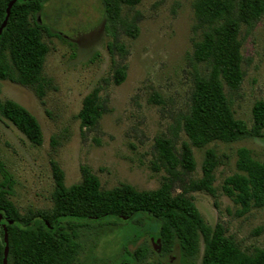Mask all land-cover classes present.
<instances>
[{"label": "rangeland", "instance_id": "obj_1", "mask_svg": "<svg viewBox=\"0 0 264 264\" xmlns=\"http://www.w3.org/2000/svg\"><path fill=\"white\" fill-rule=\"evenodd\" d=\"M193 2L141 0L135 5L122 4L111 31L105 26L100 0L44 3L41 19L55 34L43 37L49 47L43 74L54 86L40 99L29 87L0 80V99H12L28 109L37 118L43 136L41 144H31L0 116V161L12 174L9 198L18 210L51 206L49 158L62 168L66 185L81 180L82 166H87L105 189L122 183L139 190L154 189L168 177L160 166L156 140L170 139L177 157H181L183 142L190 145L182 118L189 108L193 79L205 68L191 58L192 42L200 32L194 29ZM239 38L244 76L232 94L231 108L235 118L250 125L253 102L264 99V14L250 28L242 26ZM120 67L125 74L116 83ZM95 85L101 87L104 112L95 125L80 129L75 114ZM240 146L249 148L253 157L264 159V137L212 140L206 147L222 161L214 171L215 197L203 191L191 194L207 224H221L242 248H263L264 206L238 215V206L221 190L223 179L235 171ZM190 148L195 168L187 177L197 178L201 176L204 148ZM176 169L184 170L180 164ZM178 185L173 182L174 193L180 190ZM112 228L87 243L77 264H116L122 246L144 233V227L129 222ZM257 228L261 230L255 233ZM171 263L169 259L161 261ZM143 264L157 261L151 258Z\"/></svg>", "mask_w": 264, "mask_h": 264}, {"label": "trees", "instance_id": "obj_2", "mask_svg": "<svg viewBox=\"0 0 264 264\" xmlns=\"http://www.w3.org/2000/svg\"><path fill=\"white\" fill-rule=\"evenodd\" d=\"M8 1L0 0V25ZM46 1L15 0L0 32V80L29 87L40 99L47 88L54 86L43 74L49 50L43 37L55 34L41 19ZM100 1L105 26L111 31L122 4L135 5L141 0ZM193 9L194 29L200 32L192 42L191 58L205 68L193 79L189 108L182 118V130L190 145L183 142L181 157H177L170 139L156 140L160 166L168 177L154 189L139 190L126 183L105 189L100 187L99 178L82 166L81 180L66 185L62 168L49 158L51 206L20 211L9 198L14 184L12 174L0 161V264L5 245L2 223L7 229L6 264H77L87 243L109 227L119 229L123 222L144 227V233L122 246L116 264H143L151 258L161 264L171 255L176 264H264V247L242 248L221 224H207L191 194L203 191L215 197L214 171L222 161L206 147L210 141L264 137V99L253 102L250 125L235 118L231 108L232 94L244 76L239 33L242 26L250 28L264 14V0H194ZM116 73L114 81L120 83L124 67ZM100 90V85H95L82 98L75 114L80 129L92 127L103 114ZM0 116L31 144L42 143L37 118L18 102L0 99ZM51 144H56L54 137ZM190 146L204 148L201 176L197 178L187 177L195 168ZM178 164L184 170L177 171ZM174 181L179 182L180 189L175 193ZM221 190L238 206V215L251 207H263L264 159L253 157L245 146L238 147L235 171L223 179Z\"/></svg>", "mask_w": 264, "mask_h": 264}, {"label": "water", "instance_id": "obj_3", "mask_svg": "<svg viewBox=\"0 0 264 264\" xmlns=\"http://www.w3.org/2000/svg\"><path fill=\"white\" fill-rule=\"evenodd\" d=\"M15 0H10L8 1L7 3V6H6V15L0 25V32L2 30V28L6 25V22H7V18H8V15H9V11H10V8L12 6V4L14 3ZM2 219V214L0 213V220ZM12 221L11 220H8L7 223H11ZM2 228H3V237H4V242H5V245H4V253H3V259H2V264H6V261H7V252H8V244H7V229H6V225L5 223H2ZM176 253V257H178V251L176 250L175 251ZM173 263H177L178 261L177 260H172Z\"/></svg>", "mask_w": 264, "mask_h": 264}, {"label": "flooded vegetation", "instance_id": "obj_4", "mask_svg": "<svg viewBox=\"0 0 264 264\" xmlns=\"http://www.w3.org/2000/svg\"><path fill=\"white\" fill-rule=\"evenodd\" d=\"M150 241L153 244V246L157 248V244L152 239ZM168 259L169 260H174V261L176 260V258L174 256H172V255Z\"/></svg>", "mask_w": 264, "mask_h": 264}]
</instances>
